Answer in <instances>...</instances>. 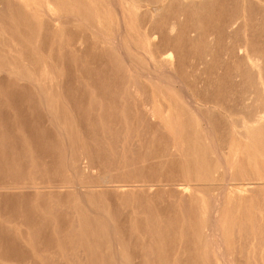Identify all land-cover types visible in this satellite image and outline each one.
<instances>
[{"label": "rangeland", "instance_id": "obj_1", "mask_svg": "<svg viewBox=\"0 0 264 264\" xmlns=\"http://www.w3.org/2000/svg\"><path fill=\"white\" fill-rule=\"evenodd\" d=\"M12 1L13 3L14 1L15 3L17 2L20 6L23 4L22 6H24L25 9L22 6L19 8H23L22 10L24 11L27 9V15H20V18L19 16L17 17L16 8L13 7L11 9L14 11L15 15L12 13L10 17L8 16L6 18L0 15V75H2L0 82H3L6 86L11 80L16 90L19 88L17 91L23 94L26 100H24L25 102L22 101L13 104L2 95L0 97V101H2L0 103V112L2 116H5V114L6 116L9 115V123H11L12 126L16 125L15 119L23 114H28L33 117H42L47 124H55V122H57L59 125H62V115L64 113L65 115L63 116H68L73 122L72 132L69 130L63 131L65 132L63 136H65L66 139H63V136L60 137V133H58L59 130H57L54 125H51L53 126V134L57 133L59 134V138H62L60 146L65 144L66 148H63L64 145L61 146L62 149L60 152L54 154L52 160L49 161H46L49 153H40L39 156L43 158V160H41L42 163L39 164L42 166L50 165V167L44 166L41 167V169L31 167L30 165L33 164L32 161H27V156L21 154L23 149L26 148L21 144H17L19 149H17L16 152L18 153H14V151H11V155L9 153V157L11 158L19 156L22 158V161L20 160L19 162L12 160L7 162V164L13 165H17L18 163L24 167L20 169V177L18 176L20 180H25L26 176L27 180L29 179L37 184L42 183V185L46 186L44 189H48L47 191H43L42 188H37L35 192L30 194L27 190L25 191L23 184L16 185L21 188V190L18 189V192L19 190L20 192L24 191L22 194L26 192L25 198L27 200L30 199L35 204L36 199V206L34 205L33 208L38 210L42 205H46L47 203L48 207L53 208L55 206L53 208L54 211L58 208L55 211L56 213H62L63 216L69 218L73 217L74 211L79 214L77 219L80 220L82 226H85L86 222L90 221L91 216H93L92 221L95 222L93 227L87 230H84L82 227V234L89 237L88 242L93 249L99 247L98 250H101L100 252L104 254L102 259L105 260L107 259L105 255L107 252L111 253L112 256L109 258L115 260L117 257L113 252L117 249L116 251L124 253L125 256L123 258L127 260L126 264H225V261L227 262L226 264H264V11L262 9L264 8V0H205V3L203 0H200V5L203 2L201 6H195L199 4L198 0H172V3L174 2L173 4H175L176 1L175 6H172L173 10L177 7L179 8L178 11L176 9V14L174 15L167 14L168 4L171 0H158L157 3L151 0H100L101 4L99 0ZM212 1L216 4H214V9L211 8L212 11L215 10L214 13L210 10V7L208 8V5L205 6L208 3H213ZM247 1H251V3L248 5L247 3L249 2ZM118 2H120V4H118ZM190 2L193 4L198 3L192 6L194 10H191ZM3 3H5V0H0V9L5 8L6 5ZM91 4L96 6L94 7ZM114 4H117L116 7ZM189 5L190 8H186ZM223 5H225V7H223ZM247 5L249 8H252L251 10L249 9L251 11L250 14L252 15V13H255L252 17L249 14ZM202 6L203 9L201 8ZM244 8L247 9V11H245ZM256 8H258V13L254 10ZM183 9H187L188 12L191 10L190 13L193 11L192 14L201 13L200 18L195 19L192 17L190 18L186 14H180L179 10L182 13L181 10ZM31 12H34L36 15L31 14ZM244 13L247 14L245 15ZM33 15L36 18H33ZM201 16L205 17L203 18ZM245 16L248 18L245 19ZM254 16L255 19H253ZM55 18L58 19L56 20ZM4 19L5 22L2 26V21ZM16 20L17 22L19 21L18 24H20V26L17 25ZM34 21H37L36 23L38 24H34ZM41 21L43 22L41 23ZM172 21L179 24L174 25ZM21 22L24 29L21 27ZM53 22H56V24ZM10 23L12 24L9 25ZM13 23H15L16 26H14ZM230 23L233 25V27L230 26L231 28L228 27ZM41 24H45L42 29ZM52 24L56 26L53 25V27ZM254 24L256 25V31H254ZM57 25L61 30L59 28L56 29ZM258 25H260L259 30ZM195 26L196 31L194 30ZM192 28L194 32L191 30ZM41 30H43V32ZM186 31L189 33L187 34ZM140 32L141 34H139ZM219 32L221 34L217 35ZM41 33L43 39L39 36ZM53 33L58 39L54 40V37L52 39ZM215 34L217 36H215ZM256 34L258 36H256ZM31 35L33 37H31ZM37 36L39 37L38 39ZM174 36L177 40L174 39ZM222 36L223 39L221 40ZM163 38H165L164 40L166 42L164 40L162 41ZM186 39L188 42L184 41ZM190 39H192V41ZM194 41L196 43H194ZM35 43H37V46ZM171 43H173L172 46L170 45ZM246 43H249L247 45L248 48L244 47ZM173 46L177 49L175 50ZM168 47H170V51ZM182 48L183 50H181ZM204 48L210 51L207 49V52L206 50L203 51ZM238 48L240 51L237 50ZM244 48L247 51H245ZM173 49L176 52H174ZM243 50L248 55L245 54ZM144 52H146L147 56ZM51 53L52 55H50ZM72 53L76 54V56L79 53L78 57L75 55L72 57L74 60L71 59V56H73ZM178 54H180L181 57L178 56ZM158 55H160V59ZM174 55H177V57L175 56L176 58H174ZM150 57H152V59ZM147 58L153 60V64ZM75 59L82 60L77 62ZM125 59L130 62V66L134 67L133 69H139L144 72H148L149 70L151 74L155 75L159 73L160 76L157 79L161 81L157 80V82H154L147 78H139L134 71H129L128 68L126 69L128 66L125 65L127 61ZM181 59L183 60L182 62L180 61ZM107 60L110 63L107 64V66L110 65L109 68L106 66ZM201 60L203 63H201ZM171 61H177V65L173 66L174 62L171 63ZM50 63L51 67L49 66ZM180 63L181 66L179 67ZM54 64L58 66L56 67ZM111 65H113V67ZM156 66L159 67V69ZM170 66L175 67V70L170 68ZM64 67H67L65 68L67 70L63 71ZM83 68L84 71L82 70ZM160 68L164 69L160 70ZM33 70L35 72H33ZM158 70L160 72L162 71L161 74ZM163 70L166 76L162 74ZM3 72H5V74ZM7 74L8 76H5ZM21 74L24 76L22 77ZM123 74H126V77H124L125 75ZM63 75L65 78L69 75V77H67L69 79L66 78L67 80H65V78L62 77ZM177 78L182 81H176ZM64 80L65 82H70L65 84ZM90 80H92L93 83ZM20 81L21 83H19ZM27 82L28 84L31 82L28 87H26ZM96 82L100 83L98 84ZM118 82L120 83L117 84ZM96 84H98V86H96ZM67 85L70 87L74 86V89L71 87L69 92L72 98L69 97V93V96L65 93V91H69L68 88V91L67 89L65 90V86L69 87ZM128 85L131 86L130 90ZM82 87H84V90ZM61 88L62 90H60ZM87 89H89V91ZM33 91L35 93H33ZM58 91L62 94H60L62 97H58ZM134 91L137 93L136 95ZM32 94L34 95L32 96ZM41 94L43 97L42 99ZM65 94L71 100L70 103L74 101V97L78 98V100L75 98L72 106H70ZM30 95L33 98L30 97ZM142 102H144L146 106H150L154 109V116L151 117L152 119L145 117L140 110L138 111L139 108L136 109L140 103L144 106ZM30 103L31 107L28 108ZM13 105L15 107H21L23 111L20 112L21 109H12ZM73 105H75L77 109L75 108L74 110ZM78 105H81L80 107L82 109ZM71 108L72 110H69ZM33 110L37 113H34ZM124 110H126L127 118ZM115 111L116 113H114ZM100 112L104 117L101 122L97 119L98 113ZM215 114L216 119H214ZM46 115L47 117L49 116L48 118L52 116L51 119H48ZM72 115H74V118L77 120H75ZM87 118H89L90 121L95 119L99 126L95 125V121L94 124H92L91 121L90 124L92 125H90ZM53 119L55 120L53 121ZM121 119L123 121H121ZM159 119L162 120V124L157 123V125H154V120ZM122 122H124V124ZM240 122H242V124ZM174 123L175 125H173ZM30 124L36 128L38 121L33 120ZM150 124L152 126L151 128ZM83 125L85 126L82 127ZM162 125H164V127ZM96 126L100 129H96ZM160 126L163 127L161 129L162 133L160 131ZM84 128L88 129L84 130ZM164 128L167 129L166 133H164ZM12 131L20 135L19 132L21 130L18 129V126H15V129L13 128ZM82 132H85L84 135ZM104 134L110 139H106L107 137ZM147 134H149V136ZM167 135H169V137ZM112 137H114L115 141L112 140ZM155 137L157 138L155 139ZM172 138L174 142H172L173 140L171 141ZM65 140L66 142L68 140L70 143H66ZM75 140L77 142L78 140L80 141L79 147L78 144H71V142ZM103 140L104 142H102ZM106 140H108L107 143H105ZM119 140L122 141L120 142ZM87 141H90V144H92V147L88 144L91 148L87 146ZM169 141L171 142L169 143ZM81 142L83 146H81ZM96 142L98 143L96 144ZM127 143L129 145H127ZM80 146L82 150H84L83 153L81 152ZM92 148H94L93 150H95V152ZM116 149L117 153L115 152ZM130 149H132L131 152ZM174 151H176V154ZM120 152L121 154L119 155ZM125 152L127 156L129 155L128 157L125 155ZM34 155H36V153H34ZM68 156L69 158H66ZM85 156L91 158V162L94 165L92 170L86 168L79 169L78 166L80 163H83L84 166L85 163L88 162L87 159H82ZM109 156L112 158H108ZM65 159L67 160L66 164H64ZM94 159L97 161L95 162ZM120 161H122V163ZM68 162L71 163V167L70 164L68 166ZM134 162L136 163L135 166H133ZM106 163L107 166H105ZM124 164L129 165V167H123ZM65 165H67L69 169ZM109 166L114 170L112 169L111 171V167ZM15 169L16 167L11 171L16 172ZM72 169L73 174L70 172ZM21 173H24V176H22ZM75 175L78 176L75 178ZM128 175H130V177ZM57 176L58 178L56 179ZM124 176L126 179H124ZM98 178L99 180H108L109 183L106 184L102 182V186L89 187V193L86 192V194H84L86 197L85 199L80 192V194H78L76 191H71L74 190V187L67 189V183H62L65 180H72L74 183L78 181L88 184L92 180H98ZM115 178L116 180H160L162 182H160L162 188L159 190L160 193L158 191V193L155 194L156 196L149 202L143 201V195L137 192V195L134 196L132 201L135 202V206H139L138 208L141 211L137 213L136 218H134L124 213L126 206L121 205L120 200H118L120 204H117L115 193L112 192L102 195L96 191L100 189L103 190L104 187L106 189H111L112 186L120 184V182L116 184L111 182V180ZM54 182L62 183L61 185L63 187L61 186L59 188L58 193L54 191V184H52ZM172 186L174 188H172ZM176 186L180 188V192L175 188ZM62 188L63 191L61 190ZM41 191H43L42 194L44 197ZM88 195H92L91 198ZM112 196L114 197L113 199ZM92 197L95 199H93V201H95L93 204ZM56 198L58 201H55ZM82 198L87 203H85ZM89 198L91 200H89ZM81 199L87 205L83 204V202L80 201ZM110 199L111 204L113 201V206H110ZM72 201L78 203L79 206L76 208L78 212L75 211L73 206L71 208ZM114 203H116V205H114ZM155 205L156 207H154ZM86 206L89 208L90 206L98 207V213L96 212V214H94L93 212L92 214ZM112 207L118 208L117 210L114 209L112 212ZM121 207H123V209ZM98 214H102V216L99 215L98 218H94ZM103 215L106 216V218ZM197 216L199 217L196 218ZM214 216L215 220L213 218ZM107 218L112 219V228L114 230H107L104 228L105 226L102 227L100 225V221H106ZM178 218L181 222L179 220L176 221ZM212 220H214L215 223ZM53 227L54 225H52L51 228ZM55 228L59 229V226H55ZM67 229L68 230L64 231L65 233L56 232L52 234L54 240H60L65 247L56 242V248L51 249L49 247L50 249H48L43 242L32 240L33 247L40 249L36 264H62V262H64V264H70V262L71 264H90L89 260L85 258L86 253L84 251V246L80 242H70V237L65 235L67 231H70L69 227ZM104 229H106L107 232ZM52 230L53 229H51V233ZM111 232L114 234L115 238ZM112 238H114V242H116L114 243V247L112 245ZM62 239L67 242L62 241ZM97 242H101L102 245H97ZM215 242H220V244H222H217L216 246ZM68 243L71 245V250L68 248ZM113 248L114 250L112 252ZM216 249L217 252L219 251L218 249H223L222 251L224 254L221 253L222 251L217 253ZM60 250L63 253L62 255L58 253ZM82 256L85 259H81ZM102 259L99 260L103 261ZM3 264L16 263L12 261H3ZM116 264L119 263L116 262Z\"/></svg>", "mask_w": 264, "mask_h": 264}, {"label": "bare ground", "instance_id": "obj_2", "mask_svg": "<svg viewBox=\"0 0 264 264\" xmlns=\"http://www.w3.org/2000/svg\"><path fill=\"white\" fill-rule=\"evenodd\" d=\"M12 0H5V3H3V4H5L6 6H5V8H2V9H0V15L1 16H4V18H6V17H10L11 15H12V13L15 15V13H14V11H12V7L13 8H16V16L18 17L19 16V18H20V15H27V12H26V10L24 11V10H22V9H20L19 7H21L23 4H21V6L20 5H18V3L16 2L15 3V1H14V3H13V1L11 2ZM93 1V0H92ZM102 1V0H101ZM100 0H99V3L101 2ZM152 2H155V3H157V1L158 0H151ZM190 1V0H189ZM195 1V0H194ZM199 1L200 0H198V3H199ZM204 1V3H205V0H203ZM218 1V0H217ZM235 1V0H234ZM237 1V0H236ZM243 1V0H242ZM253 1H255V0H253ZM260 1V0H259ZM95 2V1H94ZM213 2V1H212ZM247 2H249V3H247L248 5L251 3V1H247ZM98 3V2H97ZM96 3V4H97ZM169 3V2H168ZM174 3V2H173ZM172 3V0L170 1V3L168 4V10H167V14L168 15H174V14H176V9H177V11H178V7L175 9V10H173V8H172V6L174 7L175 6V4H176V1H175V4H173ZM192 2H190L189 4L191 5V10L193 9L192 8V6L193 5H195V4H198V3H192ZM203 3V2H202ZM202 3H201V5H202ZM217 3V2H216ZM219 3V2H218ZM229 3V2H228ZM232 3V2H231ZM234 3V2H233ZM20 4V3H19ZM101 4V3H100ZM118 4H120V2H118ZM215 2H213V3H208V4H206L205 6H207L208 5V8L210 7V10L212 11V9H214L215 8ZM245 4V3H244ZM256 4V3H255ZM260 4V3H259ZM258 4V5H259ZM91 5H93L94 6V4H91ZM99 5V4H98ZM104 5V4H103ZM117 5V4H116ZM116 5L114 4V6L116 7ZM188 5V4H187ZM190 5L189 6H187L186 8H190ZM200 5V3L198 4V5H195V6H201ZM219 5V4H218ZM220 5H221V3H220ZM243 5V4H242ZM248 5H247V7H248ZM96 6V5H95ZM94 6V7H95ZM260 6V5H259ZM22 7H24V6H22ZM99 7V6H98ZM183 7V6H182ZM181 7V8H182ZM219 7V6H218ZM218 7H217V9H218ZM223 7H225V5H223ZM238 7V6H237ZM246 7V6H245ZM255 7H257V6H255ZM81 8V7H80ZM101 8V7H100ZM99 8V9H100ZM172 8V9H171ZM196 8V7H195ZM198 8V7H197ZM202 9H203V6L201 7ZM212 8V9H211ZM24 9H25V7H24ZM95 9V8H94ZM164 9V8H163ZM248 10L250 9H252V8H247ZM247 9H245L244 8V10L245 11H247ZM257 9L258 8H256V9H254L256 12H257ZM263 9V11H264V8H262ZM262 9H261V11H262ZM173 10V11H172ZM191 10H190V12H191ZM194 10V9H193ZM205 10V9H204ZM238 10V9H237ZM249 10V14L251 13V11ZM260 10V9H259ZM182 11V13L180 12V10H179V13L180 14H186V15H188L190 18L192 17V18H200V14L201 13H196V14H192L193 13V11H192V13H190V12H188V10L186 9V10H181ZM199 11V10H198ZM215 11V10H214ZM214 11H212L213 13H214ZM261 11H260V13H261ZM98 12V11H97ZM141 12V11H140ZM160 12V11H159ZM196 12H197V10H196ZM201 12H204V11H201ZM210 12V11H209ZM254 12V11H253ZM95 13H96V11H95ZM178 13V14H179ZM204 13H206V12H204ZM258 13V12H257ZM8 14H10V15H8ZM29 14H30V11H29ZM31 14H34V15H36L34 12H31ZM163 14V13H162ZM165 14V13H164ZM203 14V13H202ZM245 15L247 14V13H244ZM255 13H252V15H251V17L254 15ZM33 15V18L35 17ZM91 15V14H90ZM205 15V14H204ZM206 15H208V14H206ZM239 15V14H238ZM30 16H32V15H30ZM126 16V15H125ZM156 16V15H155ZM167 16V15H166ZM215 16V15H214ZM23 17V16H22ZM179 17V16H178ZM201 17H203V16H201ZM205 17V16H204ZM203 17V18H204ZM31 18V17H30ZM29 18V19H30ZM36 18V17H35ZM168 18V17H167ZM209 19H210V17H208ZM208 18H207V20H208ZM212 18V17H211ZM246 18H248V17H246L245 16V19ZM27 19H28V16H27ZM32 19V18H31ZM50 19V18H49ZM56 20L58 19V18H55ZM60 19V18H59ZM62 19V18H61ZM69 19V18H68ZM73 19V18H72ZM75 19V18H74ZM177 19V18H176ZM215 19V18H214ZM253 19H255V16H254V18ZM1 20H2V18H1ZM33 20H35V19H33ZM148 20V19H147ZM178 20V19H177ZM210 20H212V19H210ZM219 20V19H218ZM53 21V20H52ZM70 21V20H69ZM175 21V20H174ZM174 21H172L173 23H174ZM233 21V20H232ZM3 22V24H2V26L4 25V22H5V19L2 21ZM16 22H17V20H16ZM19 22V21H18ZM18 22H17V25H19L20 26V24H18ZM37 21H34L33 23L35 24ZM39 22V21H38ZM43 21H41V23H42ZM176 22V21H175ZM178 22H179V20H178ZM181 22V21H180ZM210 22V21H209ZM7 23H8V20H7ZM40 23V22H39ZM53 23H55L56 24V22H53ZM58 23V22H57ZM167 23V22H166ZM234 23V22H233ZM260 23V22H259ZM258 23V24H259ZM12 23H10L9 25H11ZM14 24V26H16L15 25V23H13ZM36 24H38V23H36ZM46 24V23H45ZM44 24V25H45ZM172 24V23H171ZM175 24H177V23H174V25ZM179 24V23H178ZM177 24V25H178ZM181 24V23H180ZM44 25H42L41 24V29H42V27L44 26ZM54 24H52V26H53ZM173 25V24H172ZM207 25V24H206ZM223 25V24H222ZM252 25V24H251ZM255 25V24H254ZM261 25V24H260ZM260 25H258L257 27H258V30H259V28H260ZM6 26H7V24H6ZM24 26V25H23ZM54 26H56V25H54ZM53 26V27H54ZM163 26H165V25H163ZM180 26V25H179ZM198 26V25H197ZM230 26H232L233 27V25L230 23V25L228 26L229 28H231ZM21 27H22V22H21ZM183 27V26H182ZM207 27V26H206ZM235 27V26H234ZM17 28V27H16ZM20 28V27H19ZM23 28V27H22ZM21 28V29H22ZM32 28V27H31ZM49 28V27H48ZM59 28V26L57 25V28L56 29H58ZM199 28V27H198ZM244 28V27H243ZM24 29V28H23ZM44 29V28H43ZM47 29V28H46ZM60 29V28H59ZM38 30H39V28H38ZM37 30V31H38ZM61 30V29H60ZM60 30H59V32H60ZM191 30H193V28L191 29ZM195 31H196V26H195V29H194ZM194 30H193V32H194ZM252 30V29H251ZM250 30V31H251ZM257 30V31H258ZM4 31H6V30H4ZM18 31V30H17ZM26 31V30H25ZM42 32H43V30H41ZM53 31H54V28H53ZM164 31V30H163ZM166 31V30H165ZM184 31H185V29H184ZM253 31V30H252ZM254 31H256V25H255V30ZM29 32V31H28ZM44 32H45V29H44ZM59 32H58V34H59ZM96 32H98V31H96ZM190 32H192V31H190ZM210 32V31H209ZM213 32H215V31H213ZM186 33H187V31H186ZM189 33V32H188ZM187 33V34H188ZM211 33H212V31H211ZM221 33H222V31H221ZM220 32L217 34V35H219V34H221ZM254 33V32H253ZM139 34H141V32L139 33ZM149 34V33H148ZM162 34V33H161ZM197 34V33H196ZM201 34V33H200ZM214 34V33H213ZM14 35V34H13ZM16 35V34H15ZM41 35H42V33L41 34H39V36L41 37ZM55 34L53 33V35H52V39H53V37H54V40H56V39H58V38H56L55 36H54ZM216 34H215V36H217ZM224 35V34H223ZM253 35V34H252ZM254 35H255V33H254ZM17 36V35H16ZM59 36V35H58ZM138 36V35H137ZM146 36V35H145ZM180 36V35H179ZM212 36V35H211ZM221 36V35H220ZM239 36V35H238ZM256 36H258L257 34H256ZM255 36V37H256ZM31 37H33L32 35H31ZM74 37V36H73ZM170 37V36H169ZM172 37V36H171ZM189 37V36H188ZM191 37V36H190ZM226 37H228V36H226ZM15 38V37H14ZM39 37L37 36V39H38ZM50 38V37H49ZM60 38V37H59ZM67 38V37H66ZM87 38V37H86ZM119 38V37H118ZM144 38V37H143ZM143 38H142V40H143ZM145 38H147V37H145ZM187 38V37H186ZM197 38V37H196ZM217 38V37H216ZM220 38V37H219ZM218 38V39H219ZM230 38V37H229ZM229 38H228V41H229ZM253 38H254V36H253ZM261 38V37H260ZM41 39H43V36L41 37ZM51 39V40H52ZM64 39V38H63ZM140 39V38H139ZM165 38H163L162 39V41L164 40ZM170 39V38H169ZM174 39H176L175 38V36H174ZM182 39V38H181ZM193 39V38H192ZM192 39H190L191 41H192ZM223 39V36H222V38H221V40ZM231 39V38H230ZM255 40H256V38H254ZM18 40H19V38H18ZM23 40V39H22ZM46 40V39H45ZM121 40V39H120ZM167 40V39H166ZM171 40H172V38H171ZM177 40V39H176ZM196 40V39H195ZM215 40V39H214ZM20 41V40H19ZM37 41V40H36ZM114 41V40H113ZM165 41V40H164ZM175 41V40H174ZM183 41V40H182ZM181 41V42H182ZM184 41H187V39L186 40H184ZM197 41V40H196ZM264 41V40H263ZM25 42H26V40H25ZM41 42V41H40ZM72 42V41H71ZM116 42H117V40H116ZM166 42V41H165ZM171 42V41H170ZM173 42V41H172ZM188 42V41H187ZM219 42V41H218ZM251 42V41H250ZM249 42V43H250ZM252 42H253V40H252ZM38 43V42H37ZM37 43H35L36 44V46H37ZM43 43V42H42ZM176 43V42H175ZM180 43V42H179ZM178 43V44H179ZM194 43H196L195 41H194ZM203 43V42H202ZM228 43V42H227ZM248 43V44H249ZM56 44V43H55ZM54 44V45H55ZM73 44V43H72ZM119 44V43H118ZM172 44L173 43H171L170 45L172 46ZM177 44V45H178ZM184 44V43H183ZM190 44V43H189ZM204 44V43H203ZM210 44V43H209ZM247 43L245 44V46L244 45H242V46H244V47H247V45H248ZM252 44V43H251ZM65 45H67V44H65ZM180 45V44H179ZM178 45V46H179ZM193 45V44H192ZM212 45V44H211ZM211 45H209V46H211ZM241 45V44H240ZM258 45V44H257ZM40 46V45H39ZM63 46V45H62ZM118 46V45H117ZM121 46V45H120ZM160 46V45H159ZM175 46V45H174ZM173 46V47H174ZM188 46V45H187ZM190 46H191V44H190ZM208 46V47H209ZM214 46V45H213ZM42 47V46H41ZM45 47V46H44ZM51 47H52V45H51ZM55 47V46H54ZM53 47V48H54ZM86 47V46H85ZM177 47V46H176ZM184 47V46H183ZM193 47H195V46H193ZM202 47V46H201ZM200 47V48H201ZM40 48V47H39ZM48 48H49V46H48ZM77 48V47H76ZM153 48V47H152ZM170 47H168V50L170 51L171 49H169ZM175 48V47H174ZM242 48V47H241ZM248 48V47H247ZM37 49H38V47H37ZM52 49V48H51ZM55 49V48H54ZM53 49V50H54ZM56 49H57V47H56ZM69 49V48H68ZM144 49V48H143ZM154 49V48H153ZM177 48H175V50H176ZM195 49V48H194ZM207 49V48H206ZM205 48H204V50L203 51H205L206 50ZM243 49V48H242ZM251 49V48H250ZM264 49V48H263ZM41 50H42V48H41ZM46 50V49H45ZM88 50V49H87ZM119 50V49H118ZM122 50V49H121ZM155 50V49H154ZM167 50V51H168ZM174 50V49H173ZM174 50V52H176ZM178 50H179V47H178ZM181 50H183V48L181 49ZM207 50H209V49H207ZM207 50H206V52H207ZM237 50H239L240 51V49L238 48ZM244 50L245 51H247L245 48H244ZM243 50V51H244ZM79 51V50H78ZM146 51V50H145ZM166 51V52H167ZM210 51V50H209ZM244 51V52H245ZM50 52H51V50H50ZM70 52V51H69ZM68 52V53H69ZM80 52V51H79ZM90 52V51H89ZM121 52H123V51H121ZM183 52V51H182ZM197 52V51H196ZM41 53H42V51H41ZM44 53V52H43ZM83 53V52H82ZM123 53H125V52H123ZM173 53V52H172ZM185 53V52H184ZM71 54V53H70ZM79 54V53H78ZM78 54H77V56H76V54H73L72 53V55L73 56H71V59H72V57H74V55L76 56V57H78ZM81 54V53H80ZM144 54H146V52H144ZM159 54V53H158ZM197 54H198V52H197ZM226 54H227V51H226ZM238 54H239V52H238ZM242 54V53H241ZM240 54V55H241ZM245 54H247L246 52H245ZM245 54H242V55H245ZM50 55H52V53L50 54ZM61 55V54H60ZM91 55V54H90ZM182 55V54H181ZM193 55V54H192ZM203 55V54H202ZM207 55V54H206ZM210 55V54H209ZM241 55V56H242ZM248 55V54H247ZM87 56V55H86ZM110 56V55H109ZM123 56H124V54H123ZM146 56H147V54H146ZM177 57V55H174V58H176ZM178 56H180V54H178ZM204 56V55H203ZM36 57V56H35ZM68 57V56H67ZM70 57V56H69ZM75 57V58H76ZM158 57H159V59H160V55H158ZM181 57V56H180ZM179 57V58H180ZM193 57V56H192ZM198 57V56H197ZM38 58V57H37ZM56 58H59V57H56ZM80 58V57H79ZM151 59H152V57H150ZM195 58H196V56H195ZM206 58V57H205ZM44 59V58H43ZM78 59V58H77ZM77 59H75V61L77 60ZM103 59H104V56H103ZM147 59H149V58H147ZM200 59H201V57H200ZM42 60V59H41ZM60 60V59H59ZM72 60H74V59H72ZM80 60V59H79ZM79 60H77V62L79 61ZM82 60V59H81ZM80 60V61H81ZM86 60H88V59H86ZM125 60H127V59H125ZM124 60V61H125ZM172 60H173V58H172ZM176 60V59H175ZM179 60V59H178ZM89 61V60H88ZM104 61V60H103ZM149 61L150 62H152L153 60H150L149 59ZM159 61V60H158ZM157 61V62H158ZM181 62L183 61L182 59L180 60ZM186 61V60H185ZM205 61V60H204ZM45 62V61H44ZM86 62V61H85ZM107 62H108V60H107ZM106 62V66H107V64H110L109 62L107 63ZM157 62H156V65H157ZM160 62H161V60H160ZM164 62V61H163ZM169 62V61H168ZM172 62H174V61H171V63ZM177 62V61H176ZM176 62H174L173 64V66H175V65H177V63ZM189 62H190V60H189ZM206 62V61H205ZM33 63V62H32ZM70 63V62H69ZM76 63V62H75ZM166 63V62H165ZM185 63V62H184ZM183 63V64H184ZM201 63H203L202 62V60H201ZM207 63V62H206ZM255 63H256V61H255ZM254 63V64H255ZM41 64V63H40ZM60 64V63H59ZM78 64V63H77ZM111 64H112V62H111ZM132 64V63H131ZM152 64H153V62H152ZM160 64V63H159ZM167 64V63H166ZM194 64V63H193ZM205 64V63H204ZM34 65V64H33ZM62 65V64H61ZM90 65H91V63H90ZM125 65H127L128 67H126V66H124V67H126V69L128 68V70L129 71H134L138 76H139V78H147V79H150V81L152 80V81H154V82H157V80H160V79H157V78H159V73H158V75H155V74H151L150 72H149V70H148V72H144V71H141V70H139V69H133L134 67H132V66H130V62L127 60L126 61V64ZM133 65V64H132ZM168 65H169V63H168ZM253 65V64H252ZM50 67H51V63H50V65H49ZM54 66H56L55 64H54ZM58 66V65H57ZM56 66V67H57ZM60 66V65H59ZM86 66V65H85ZM110 66V65H109ZM109 66H107V68H109ZM112 67H113V65H111ZM116 66V65H115ZM181 66V63H180V65H179V67ZM199 66V65H198ZM39 67V66H38ZM82 67V66H81ZM154 67V66H153ZM157 67V66H156ZM166 67H167V65H166ZM205 67V66H204ZM63 68V67H62ZM65 68H67V67H64V69H63V71L64 70H67V69H65ZM70 68V67H69ZM158 69H159V67H157ZM170 68H173L174 70H175V67H171L170 66ZM183 68V67H182ZM125 69V70H126ZM141 69V68H140ZM161 69H164V68H160V70ZM201 69V68H200ZM12 70V69H11ZM28 70V69H27ZM56 70V69H55ZM60 70H61V68H60ZM76 70H78V69H76ZM83 71H84V68L82 69ZM115 70V69H114ZM121 70V69H120ZM127 70V71H128ZM18 71V70H17ZM43 71V70H42ZM54 71V70H53ZM80 71V70H79ZM128 71V72H129ZM156 71H157V69H156ZM173 71V70H172ZM171 71V72H172ZM33 72H35L34 70H33ZM127 72V73H128ZM158 72H160L159 70H158ZM162 72V71H161ZM161 72H160V74H161ZM174 72V71H173ZM2 73V72H1ZM4 74H5V72H3ZM12 73V72H11ZM11 73H10V75H11ZM15 73V72H14ZM18 73V72H17ZM59 73H60V71H59ZM16 74V73H15ZM61 74H63V73H61ZM65 74V73H64ZM71 74V73H70ZM82 74V73H81ZM94 74V73H93ZM106 74V73H105ZM162 74H165V71L163 70V73ZM172 74H174V73H172ZM10 75H9V77H10ZM13 75V74H12ZM19 75V74H18ZM17 75V76H18ZM57 75V74H56ZM77 75V74H76ZM83 75V74H82ZM114 75V74H113ZM112 75V76H113ZM121 75V74H120ZM123 75H125L124 77H126V74H123ZM132 75V74H131ZM135 75V74H134ZM255 75V74H254ZM5 76H8V74L7 75H5ZM14 76V75H13ZM12 76V77H13ZM21 76L23 77L24 75L23 74H21ZM60 76V75H59ZM119 76V75H118ZM130 76V75H129ZM164 76H166V74L164 75ZM168 76V75H167ZM175 76V75H174ZM1 77H2V75H0V80H1ZM8 77V78H9ZM11 77V78H12ZM19 77V76H18ZM27 77V76H26ZM51 77V76H50ZM62 77H64V75L62 76ZM67 77H69V75L67 76ZM66 77V78H67ZM120 77V76H119ZM123 77V76H122ZM169 77V76H168ZM65 78V77H64ZM63 78V79H64ZM65 78V80H67V79H69V78H67L66 79ZM70 78H71V75H70ZM76 78H78V77H76ZM99 78V77H98ZM104 78V77H103ZM102 78V79H103ZM14 79H15V77H14ZM18 79V78H17ZM19 79H20V77H19ZM60 79V78H59ZM91 79H93V78H91ZM131 79V78H130ZM167 79V78H166ZM172 79V78H171ZM10 80V79H9ZM21 80V79H20ZM55 80H57V79H55ZM65 80H64V83L66 84L67 82H65ZM80 80V79H79ZM105 80H107V79H105ZM104 80V81H105ZM116 80V79H115ZM126 80H127V78H126ZM165 80V79H164ZM175 80V79H174ZM180 79L179 78H177V80L176 81H179ZM15 81H16V79H15ZM23 81V80H22ZM53 81V80H52ZM58 81H60V80H58ZM76 81H78V80H76ZM91 82H92V80H90ZM99 81V80H98ZM119 81H121V80H119ZM132 81V80H131ZM130 81V82H131ZM133 81H135V80H133ZM161 81V80H160ZM169 81V80H168ZM173 81V80H172ZM180 81H182V80H180ZM54 82V81H53ZM70 82V81H69ZM68 82V83H69ZM90 82V83H91ZM108 82V81H107ZM123 82H124V80H123ZM125 82H127V81H125ZM137 82V81H136ZM16 83H17V81H16ZM19 83H21V81L19 82ZM23 83H24V81H23ZM31 83V82H30ZM29 83V84H30ZM63 83V84H64ZM67 83V84H68ZM73 83V82H72ZM80 83V82H79ZM89 83V82H88ZM93 83V82H92ZM96 83H98V82H96ZM100 83V82H99ZM98 83V84H99ZM120 82H118L117 84H119ZM133 83V82H132ZM132 83H131V86H132ZM183 83V82H182ZM257 83V82H256ZM28 82H27V86H26V84H25V86L26 87H28ZM33 84V83H32ZM74 84H76V83H74ZM84 84V83H83ZM82 84V85H83ZM95 84V83H94ZM98 84H96V86H98ZM104 84V83H103ZM123 84V83H122ZM138 84V83H137ZM58 85V84H57ZM73 85V84H72ZM107 85V84H106ZM21 86V85H20ZM35 86V85H34ZM58 86H61V85H58ZM67 86H69V85H67ZM77 86L79 87V85L77 84ZM129 86V85H128ZM131 86H129V90H130V88H131ZM134 86V85H133ZM135 86H136V84H135ZM22 87V86H21ZM37 87V86H36ZM57 87V86H56ZM63 87V86H62ZM70 87V86H69ZM69 87H66L65 86V90L68 88L69 89V91H68V89H67V91L68 92H66L65 91V93L68 95V93L70 92V89H71V87L69 88ZM74 87V86H73ZM72 87V89H74ZM107 87V86H106ZM112 87H113V85H112ZM32 88V87H31ZM64 88V87H63ZM81 88V87H80ZM100 88V87H99ZM122 88V87H121ZM140 88V87H139ZM159 88V87H158ZM19 89V88H18ZM17 89V90H18ZM21 89H23V88H21ZM27 89V88H26ZM29 89H30V87H29ZM50 89H51V87H50ZM49 89V90H50ZM82 89L84 90V87H82ZM82 89H81V91H82ZM123 89V88H122ZM209 89V88H208ZM16 90V87H14L13 86V84H12V81L10 80V82H9V84L8 85H4L3 84V82H0V97L2 96V95H4L8 100H10V103H13V104H15V103H17V102H22V101H24V100H26V97L23 95V94H20L18 91ZM54 90V89H53ZM60 90H62V88L60 89ZM76 90H78V89H76ZM88 91H89V89H87ZM108 90V89H107ZM134 90V89H133ZM35 91V90H34ZM33 91V93H35ZM39 90L37 89V92H38ZM47 91H48V89H47ZM57 91V90H56ZM109 91H110V89H109ZM137 91V90H136ZM207 91V90H206ZM31 92H32V90H31ZM78 92V91H77ZM85 92V91H84ZM131 92H132V90H131ZM166 92V91H165ZM25 93V92H24ZM39 93V92H38ZM56 93V92H55ZM97 93V92H96ZM54 94V93H53ZM59 94V95H58ZM60 94L61 93H59V91L57 92V95H58V97L60 96ZM65 94V95H66ZM70 94V93H69ZM126 94V93H125ZM134 94L136 95L137 93H135V91H134ZM186 94V93H185ZM209 94V93H208ZM211 94V93H210ZM34 94H32V96H33ZM51 95V94H50ZM62 95V94H61ZM66 95V96H67ZM27 96V95H26ZM31 95H30V97H32ZM66 96H65V98H66ZM69 96V95H68ZM68 96H67V101H69V103L71 102V100L68 98ZM74 96V95H73ZM77 96V95H76ZM85 96H87V95H85ZM125 96H127V95H125ZM28 97H29V95H28ZM60 97H62V96H60ZM69 97H71V94H70V96ZM145 97V96H144ZM189 97V96H188ZM33 98V97H32ZM31 98V99H32ZM35 98V97H34ZM43 97H42V94H41V99H42ZM63 98H64V95H63ZM72 98V97H71ZM75 98L76 97H74V101H75ZM84 98V97H83ZM119 98V97H118ZM127 98V97H126ZM129 98V97H128ZM28 99V98H27ZM115 99H116V97H115ZM170 99V98H169ZM35 100V99H34ZM61 100H62V98H61ZM76 100H78V98H76ZM82 100V99H81ZM81 100H79V101H81ZM84 100V99H83ZM30 101V100H29ZM43 101V100H42ZM73 101V102H74ZM78 101V102H79ZM133 101V100H132ZM142 101V100H141ZM192 101V100H191ZM2 101H0V103H1ZM25 102V101H24ZM36 102V101H35ZM37 102H38V100H37ZM63 102V101H62ZM72 102V103H73ZM120 102V101H119ZM138 102V101H137ZM190 102V101H189ZM72 103H70V106H72ZM80 103V102H79ZM33 104V103H32ZM66 104V103H65ZM133 104V103H132ZM142 104H144V106L143 105H141V103H140V105L138 104V107H136V109H138V111L140 110L141 112H142V114L143 115H145V117H147L148 119H152L151 117H153L154 116V109H152L150 106H146L145 105V103L144 102H142ZM187 104V103H186ZM207 104V103H206ZM6 105V104H5ZM19 105V104H18ZM42 105L44 106V104H43V102H42ZM67 105H68V103H67ZM92 105V104H91ZM29 107L28 108H30L31 107V103L28 105ZM69 106V105H68ZM67 106V107H68ZM74 107H73V109L75 110V105H73ZM79 106V105H78ZM81 106V105H80ZM79 106V107H80ZM117 106H119V105H117ZM190 106V105H189ZM192 106V105H191ZM27 107V106H26ZM79 107H78V109H79ZM83 107V106H82ZM111 107V106H110ZM127 107V106H126ZM129 107V106H128ZM150 107V108H149ZM233 107V106H232ZM238 107V106H237ZM245 107V106H244ZM3 108V107H2ZM25 108V107H24ZM33 108V107H32ZM44 108H45V106H44ZM81 108V107H80ZM92 108H93V106H92ZM181 108V107H180ZM207 108V107H206ZM12 109H21L20 110V112H22L23 110H22V108L21 107H15L14 105L12 106ZM36 109V108H35ZM40 109H41V107H40ZM77 109V108H76ZM82 109V108H81ZM125 109V108H124ZM3 110V109H2ZM69 110H72V108L71 109H69ZM127 110V109H126ZM126 110H124L125 112V114H126V118H127V113H126ZM133 110V109H132ZM207 110V109H206ZM212 110H213V107H212ZM245 110V109H244ZM0 111H1V109H0ZM42 111V110H41ZM64 111V110H63ZM111 111V110H110ZM128 111V110H127ZM197 111V110H196ZM214 111V110H213ZM33 112H34V110H33ZM61 112H62V109H61ZM70 112H72V111H70ZM74 112V111H73ZM239 112V111H238ZM34 113H37V112H34ZM39 113V112H38ZM43 113V112H42ZM113 113V112H112ZM114 113H116V111L114 112ZM244 113V112H243ZM254 113V112H253ZM0 114H1V112H0ZM44 114V113H43ZM46 114V113H45ZM57 114V113H56ZM67 114V113H66ZM72 114V113H71ZM70 114V115H71ZM99 115H98V121L99 122H101L102 120H103V114L100 112V113H98ZM130 114V113H129ZM138 114H139V112H138ZM199 114V113H198ZM214 114V113H213ZM63 115H65L64 113H63ZM62 115V117H63V124L62 125H59V123H57V122H55V124H47V123H45V120L42 118V117H33V116H31V115H26V114H23V115H21V116H19L18 118H16L15 119V124L16 125H14V126H12V124L11 123H9V115H7L6 116V114H5V116L3 115L2 116V114L0 115V264H3V261H12V262H15L16 264H26V263H28V264H36V262H37V256L39 255V251H40V249H37V248H35V247H33V244H32V240H36V241H41V242H43L44 244H45V246H46V248H48V249H52V248H56V246H55V244H56V242H58V243H60L62 246H64L65 247V245L63 244V243H61V241L60 240H54V238L52 237V234H55L56 232H58V233H62V232H64L65 230H68L67 228L69 227V232L67 231V234H65V235H67V237H70V239H69V241L70 242H76V243H81L83 246H84V251H85V253H86V256H85V258H86V260H89V262H90V264H116V262H118L119 264H126V261L127 260H125L123 257L125 256L124 255V253H122V252H118V251H114L113 252V250H114V248L112 249V252L114 253V255H116V257L118 258H115V260H113L112 258H109V257H112L111 256V253H109V252H107V253H105V255H106V257H107V259L105 260V259H102V257L104 256V254H102L99 250H98V248L99 247H96V249H93V247L92 246H90V243L88 242L89 241V237H86L84 234H82V232H83V228H84V230H87V229H89V228H92L93 227V225H94V221H92V217L93 216H91V220L90 221H87L86 222V224H85V226H82V224H81V222H80V220H78L77 219V217H79V214L78 213H76V212H74L73 211V217H71V218H69V217H66V216H63L62 215V213L61 214H58V213H56L55 211L58 209H56L55 211H54V207L52 208V207H48V205H47V203H46V205H42V207L40 208V209H34L33 208V206L35 205L36 206V199H35V204L30 200V199H26L25 197V194H26V192H25V194H22L23 192H20V190H21V188H19L18 186H16L17 184H23V188L25 189V191L27 190V192L28 193H30V194H32L33 192H35L36 191V189L37 188H42L43 189V191L44 190H46V189H44L46 186L45 185H42V183L41 184H37L36 182L34 183L33 181H31V180H27V178H26V176H25V180H20V169H22V168H24V167H22V165L21 164H18L17 163V165H13V164H7V162H9V161H17V162H19L22 158L19 156V157H16V158H11V157H9V153H10V155H11V151H14V153H18V152H16V150L17 149H19L18 147V145L17 144H21V145H23L24 147H26V148H24L23 149V151H22V153L21 154H25V156H27L26 158H27V161L28 160H31L32 161V163L34 164H32V165H30L31 167H33V168H37V169H41V167H50V165H44V166H42L41 164H39V163H42V161L41 160H43V158H40V153H44V152H46L47 154L49 153V155L47 156V159H46V161H49V160H52V158L54 157L53 155L54 154H56V153H58V152H60V150L62 149V147L61 146H63L64 145V149L66 148L65 147V144H62L61 146H60V144H61V142H62V138L60 139L59 138V134H57V133H55V134H53L54 132H53V130H52V127L53 126H51V125H54L56 128H57V130H59V132L58 133H60V137L61 136H63V134L65 133V132H63V131H66V130H69L70 132H72V128H73V122H72V120L68 117V116H63ZM67 115H69V114H67ZM133 115H135V114H133ZM200 115V114H199ZM218 115V114H217ZM57 116H58V114H57ZM73 116V118H74V115H72ZM110 116V115H109ZM129 116V115H128ZM131 116V115H130ZM140 116H142V115H140ZM201 116V115H200ZM216 116V114L214 115V117ZM46 117H47V115H46ZM49 117V116H48ZM47 117V118H48ZM52 117V116H51ZM51 117L50 118H48V119H51ZM139 117V116H138ZM202 117V116H201ZM213 117V116H212ZM218 117V116H217ZM56 118V117H55ZM134 118V117H133ZM189 118V117H188ZM75 120H77L76 118H74ZM80 119H81V117H80ZM83 119V118H82ZM129 119V118H128ZM128 119H127V121H128ZM141 119V118H140ZM202 119H203V117H202ZM214 119H216V117L214 118ZM33 120H37L38 121V124H36L37 126H36V128L35 127H33L31 124H30V122L31 121H33ZM55 119H53V121H54ZM87 120L89 121V124H90V122L92 121V124H94V121H95V119H92L91 121H90V119L89 118H87ZM52 121V122H53ZM79 121V120H78ZM121 121H123L122 119H121ZM241 121V120H240ZM14 123V122H13ZM51 123V122H50ZM123 124H124V122H122ZM157 123H161L162 124V120L161 119H159V120H154V125H157ZM173 123V122H172ZM220 123H222V122H220ZM241 124H242V122H240ZM35 124V123H34ZM92 124H90V125H92ZM127 124H128V122H127ZM140 124V123H139ZM147 124V123H146ZM160 124V125H161ZM182 124V123H181ZM207 124V123H206ZM214 124H216V123H214ZM81 125V124H80ZM95 125H98L97 123H96V121H95ZM153 125V124H152ZM154 125H153V127H154ZM173 125H175V123L173 124ZM213 125V124H212ZM15 126H18V129H20L21 131L19 132L20 133V135H17V133L15 134L12 130H13V128L15 129ZM35 126V125H34ZM77 126V125H76ZM85 125H83L82 127H84ZM99 126V125H98ZM114 126V125H113ZM118 126V125H117ZM124 126V125H123ZM129 126H130V124H129ZM138 126V125H137ZM148 126V125H147ZM163 127H164V125H162ZM90 127V126H89ZM93 127H94V125H93ZM111 127V126H110ZM125 127V126H124ZM139 127V126H138ZM152 126H151V124H150V128H151ZM161 127V126H160ZM163 127H161L160 128V131H161V129L163 128ZM55 128V129H56ZM98 127L96 126V129H97ZM127 128H128V126H127ZM131 128V127H130ZM207 128H208V126H207ZM86 128H84V130H85ZM88 129V128H87ZM86 129V130H87ZM93 129V128H92ZM95 129V128H94ZM98 129H100V128H98ZM116 129H117V127H116ZM157 130H159L158 128H156ZM165 129V128H164ZM175 129H176V127H175ZM212 129V128H211ZM81 130V129H80ZM147 130V129H146ZM166 130L167 129H165V132L164 133H166ZM61 131V132H60ZM103 131H104V129H103ZM122 131H123V129H122ZM131 131V130H130ZM140 131V130H139ZM144 131V130H143ZM148 131V130H147ZM176 131V130H175ZM17 132V131H16ZM75 132V131H74ZM68 133V132H67ZM80 133V132H79ZM85 133V132H84ZM84 133L82 132V134L84 135ZM121 133V132H120ZM140 133H141V131H140ZM144 133H145V131H144ZM148 133H149V131H148ZM161 133H162V131H161ZM163 133V134H164ZM233 133V132H232ZM169 134V133H168ZM81 135V134H80ZM79 135V136H80ZM105 135V134H104ZM110 135V134H109ZM108 135V136H109ZM148 136H149V134H147ZM166 135V134H165ZM86 136V135H85ZM106 136V135H105ZM119 136V135H118ZM168 137H169V135H167ZM166 136V137H167ZM84 137V136H83ZM87 137H88V134H87ZM86 137V138H87ZM97 137H98V135H97ZM96 137V138H97ZM107 137V136H106ZM165 137V136H164ZM25 138H27V139H25ZM65 138V136H63V139ZM95 138V139H96ZM113 139L112 140H114V137H112ZM119 138H120V136H119ZM127 138V137H126ZM151 138V137H150ZM157 137H155V139H156ZM22 139H25V140H22ZM66 139V138H65ZM99 139V138H98ZM97 139V140H98ZM106 139H110V138H106ZM122 139V138H121ZM79 140H80V138H79ZM78 140V142L75 140L74 142L72 141L71 142V144H78V147H79V145H80V141ZM108 140H106L105 141V143H107V141ZM133 140V139H132ZM147 140V139H146ZM165 140H167L166 138H165ZM173 140V138L171 139V141ZM85 141V140H84ZM115 141V140H114ZM120 141V140H119ZM122 141V140H121ZM120 141V142H121ZM150 141V140H149ZM171 141H169V143L171 142ZM176 141V140H175ZM228 141V140H227ZM65 142H66V140H65ZM64 142V143H65ZM102 142H104V140L102 141ZM111 142V141H110ZM119 142V143H120ZM124 142V141H123ZM167 142H168V140H167ZM172 142H174V140L172 141ZM66 143H70V142H68V140H67V142ZM98 142H96V144H97ZM227 143V142H226ZM86 144H87V146H89L88 144H90V141H87L86 142ZM86 144H85V147H86ZM132 144V143H131ZM172 144H174V143H172ZM67 145V144H66ZM91 145V147H92V144H90ZM103 145V144H102ZM120 145V144H119ZM118 145V146H119ZM127 145H129L128 143H127ZM249 145V144H248ZM81 146H83L82 145V142H81ZM81 146H80V148H81ZM125 146V145H124ZM134 146H135V143H134ZM61 147V148H60ZM67 147H68V145H67ZM90 147V146H89ZM90 147V148H91ZM103 147V146H102ZM107 147V146H106ZM126 147V146H125ZM88 148V147H87ZM98 148V147H97ZM101 148V147H100ZM105 148V147H104ZM171 148V147H170ZM226 148V147H225ZM64 149H63V151H64ZM68 149V148H67ZM94 148H92V150H93ZM135 149L137 150V148L135 147ZM81 150H82V148H81ZM129 150V149H128ZM131 150L132 149H130V152H131ZM68 151V150H67ZM66 151V152H67ZM79 151V150H78ZM94 152H95V150H93ZM93 151H92V153H93ZM125 151H126V149H125ZM170 151V150H169ZM172 151H173V149H172ZM82 153L84 152V150H82L81 151ZM86 152H88V151H86ZM116 153H117V149H116V151H115ZM127 152V151H126ZM125 152V155L127 154ZM129 152V153H130ZM138 152V151H137ZM34 153H36V155H34ZM68 153V152H67ZM101 153V152H100ZM133 153H134V151H133ZM135 153H136V151H135ZM147 153V152H146ZM167 153V152H166ZM172 153V152H171ZM174 153L176 154V151H174ZM20 154V153H19ZM20 154V155H21ZM45 154V153H44ZM63 154H64V152H63ZM63 154L61 153V155H62V157H63ZM94 154V153H93ZM109 154V153H108ZM111 154V153H110ZM121 154V152L119 153V155ZM139 154V153H138ZM85 155V154H84ZM169 155V154H168ZM172 155H174V154H172ZM263 155V154H262ZM67 156V155H66ZM90 156V155H89ZM89 156H85L84 158H82V159H87L88 160V162H86L85 163V165L83 166V163H80V165L78 166L79 167V169L81 170L82 168H86V169H93L94 168V165L92 164V162H91V158L89 157ZM113 156V155H112ZM127 156V155H126ZM129 156V155H128ZM127 156V157H128ZM136 156V155H135ZM139 156V155H138ZM29 157V158H28ZM26 158H25V160H26ZM66 158H69V156L68 157H66ZM108 158H112V157H108ZM118 158V157H117ZM119 159V158H118ZM132 159V158H131ZM95 160V162L97 161L96 159H94ZM117 160V159H116ZM22 161V160H21ZM61 161V160H60ZM66 159H65V162H64V164H66ZM69 161V160H68ZM123 161V160H122ZM122 161H120L121 163H122ZM127 161V160H126ZM164 161V160H163ZM78 162H79V160H78ZM94 162V163H95ZM109 162V161H108ZM107 162V163H108ZM107 163H106V165L105 166H107ZM124 163H125V161H124ZM69 164H70V167H71V163L70 162H68V166H69ZM79 164V163H78ZM113 164V163H112ZM135 162H134V164H133V166H135ZM166 164V163H165ZM168 164V163H167ZM182 164V163H181ZM241 164V163H240ZM24 165V164H23ZM29 165V164H28ZM96 165V164H95ZM253 165V164H252ZM65 166H67V165H65ZM65 166H64V168H65ZM68 166H67V168H68ZM76 166V165H75ZM140 166V165H139ZM184 166V165H183ZM14 167H16V172H13V171H11ZM109 167H111V166H109ZM116 167V166H115ZM123 167H129V165H127V164H124L123 165ZM252 167V166H251ZM117 168V167H116ZM241 168V167H240ZM69 169V168H68ZM76 169H77V166H76ZM78 169V170H79ZM112 167L110 168V170L112 171ZM118 169V168H117ZM117 169H116V172H117ZM227 169V168H226ZM65 170V169H64ZM106 170H107V167H106ZM114 170V169H113ZM35 171V170H34ZM72 171H73V169L70 171L71 173H72ZM77 171V170H76ZM120 171H121V169H120ZM178 171H180V170H178ZM244 171V170H243ZM42 172V171H41ZM69 172V171H68ZM91 172V171H90ZM118 172H119V170H118ZM138 172V171H137ZM25 173V172H24ZM24 173H21L22 174V176H24L23 174ZM78 173H79V171H78ZM87 173V172H86ZM93 173V172H92ZM183 173H184V171H183ZM40 174V173H39ZM73 174V173H72ZM139 174V173H138ZM227 174V173H226ZM17 176V177H15V176ZM33 175H34V173H33ZM106 175V174H105ZM104 175V176H105ZM117 175V174H116ZM119 175V174H118ZM230 175V174H229ZM19 176V177H18ZM37 176H39V175H37ZM71 176V175H70ZM74 176V175H73ZM76 176H78V175H75V178H76ZM90 176H93V175H90ZM107 176V175H106ZM114 176V175H113ZM112 176V177H113ZM129 177H130V175H128ZM245 176V175H244ZM15 177V178H14ZM36 178V177H35ZM58 178V176L56 177V179ZM102 178V177H101ZM106 178V177H105ZM109 178V177H108ZM107 178V179H108ZM38 179V178H37ZM59 179H61V178H59ZM124 179H126L125 178V176H124ZM52 180H53V178H52ZM74 180V179H73ZM177 180V179H176ZM50 181H51V179H50ZM54 181H55V177H54ZM75 181V180H74ZM110 181V180H109ZM163 181V180H162ZM102 182L103 183H109L108 182V180H99V178H98V180H92L91 182H89L88 184H86V183H83V182H78V181H76L75 183L72 181V180H65V181H63L62 183H67V189H70V188H72V187H74V190H71V191H76V193H78V194H82V196H83V198L85 199L86 197L84 196V194H86V192L87 193H89L88 191V188L89 187H91V186H102ZM111 182H114L115 184L117 183V182H120V184H118V185H114V186H112V188L111 189H109V188H103V190H96V191H98V193H100V194H102V195H106V194H108V193H115V195H116V201H117V204L119 203V201L118 200H120L121 201V205H124V206H126V208L124 209V213L127 215V216H132V217H134V218H136V214L137 213H139L141 210L138 208L139 206H135V202L134 201H132L133 199H134V196H136L137 195V192H140L143 196H142V199H144L143 201H145V202H149L150 200H152L153 198H154V196H156L155 194L156 193H158V191L162 188V186H160V184L162 183L160 180H116V178L114 179V180H111ZM161 182V183H160ZM61 182H54V183H52V184H54V191H55V193H58L59 192V188L62 186L61 184H62ZM249 184H251V183H249ZM89 185V186H88ZM104 186V185H103ZM105 186H108V185H105ZM63 187V186H62ZM224 187V186H223ZM172 188H174L173 186H172ZM175 188H177V186L175 187ZM18 189H20L19 190V192H18ZM65 189V188H64ZM90 189V188H89ZM92 189V188H91ZM48 190V189H47ZM46 190V191H47ZM62 191H63V188L61 189ZM177 190L180 192V188H177ZM43 191H41V194H42V192ZM53 191V190H52ZM221 191V190H220ZM80 192V193H79ZM21 193V194H20ZM39 193V192H38ZM159 193H160V191H159ZM53 194V193H52ZM69 194H70V192H69ZM162 194V193H161ZM182 194V193H181ZM29 195V194H28ZM34 195V194H33ZM64 195V194H63ZM90 195V194H89ZM88 195V196H89ZM178 195V194H177ZM42 196H43V194H42ZM76 196V195H75ZM92 196V195H91ZM91 196H89L90 198H91ZM218 196V195H217ZM44 197V196H43ZM48 197H50V196H48ZM61 197V196H60ZM144 197V198H143ZM183 197V196H182ZM31 198H33V197H31ZM82 198V199H83ZM89 198V200H91ZM114 197L112 196V199H113ZM51 199H52V197H51ZM68 199V198H67ZM80 200L81 202H83V204H85V203H87L84 199V201H85V203H84V201L83 200ZM93 197H92V204H93V202H95V201H93ZM108 199V198H107ZM48 200H49V198H48ZM95 200V199H94ZM55 201H58L57 200V198H56V200ZM60 201V200H59ZM68 201V200H67ZM216 201V200H215ZM71 202V201H70ZM158 202V201H157ZM185 202V201H184ZM39 203V202H38ZM159 203V202H158ZM216 203V202H215ZM43 204H44V202H43ZM60 204V203H59ZM68 204V203H67ZM108 204V203H107ZM120 204V203H119ZM157 204V203H156ZM263 204V203H262ZM51 205V204H50ZM85 205H87V204H85ZM89 205V204H88ZM95 205H96V203H95ZM113 206V201H112V204H111V199H110V206ZM114 205H116V203H114ZM185 205V204H184ZM259 205H260V203H259ZM67 206V205H66ZM72 206L75 208V211H77L78 212V210L76 209L79 205H78V203L76 202V201H72V203H71V208H72ZM119 206V205H118ZM219 206V205H218ZM60 207V206H59ZM63 207V206H62ZM87 207V206H86ZM116 207V206H115ZM154 207H156V205L154 206ZM97 208L98 207H92V206H90V208L89 207H87V209L93 214V212H94V214H96V212H97ZM118 208V207H117ZM117 208H113L112 207V212H113V210L115 209V210H117ZM122 209H123V207H121ZM145 208V207H144ZM218 208V207H217ZM136 209H138V210H136ZM151 209V208H150ZM64 210V209H63ZM121 211V210H120ZM146 211V210H145ZM185 211V210H184ZM59 212H61V211H59ZM89 212V213H90ZM114 212H116V211H114ZM98 213V212H97ZM101 213V212H100ZM118 213V212H117ZM116 213V214H117ZM147 213H148V211H147ZM121 214V213H120ZM122 214H123V212H122ZM124 214V215H125ZM102 216V214H98L97 216H95L94 218H98V216ZM119 215V214H118ZM104 216V215H103ZM105 218H106V216H104ZM103 217V218H104ZM178 217V216H177ZM199 216H197L196 218H198ZM191 218V217H190ZM212 218V217H211ZM214 218V220H215V216L213 217ZM212 218V219H213ZM100 219H101V217H100ZM192 219V218H191ZM194 219V218H193ZM200 219H201V217H200ZM134 220H136V219H134ZM179 220V218L176 220V221H178ZM214 220H212L213 222H214ZM98 221H99V219H98ZM180 221V220H179ZM193 221V220H192ZM181 222V221H180ZM194 222V221H193ZM199 222V221H198ZM179 223V222H178ZM215 223V222H214ZM213 223V224H214ZM52 225H54V227L53 228H51L52 227ZM100 225L103 227V226H105L104 228H106L107 230H110L111 231V229H113L112 228V219H110V218H107V220L105 221H103V220H101L100 221ZM212 225V224H211ZM256 225V224H255ZM55 226H59V229L58 228H55ZM214 226V225H213ZM212 226V227H213ZM83 227V228H82ZM54 228H55V230H54ZM51 229H53L52 230V233H51ZM106 229H104L105 231H106ZM210 229V228H209ZM216 229V228H215ZM114 230V229H113ZM123 231H125V230H123ZM211 231V230H210ZM217 231V230H216ZM107 232V231H106ZM65 233V232H64ZM63 233V234H64ZM112 233V232H111ZM114 233H115V231H114ZM91 234V233H90ZM170 234V233H169ZM92 235V234H91ZM112 235L114 236V234L112 233ZM112 235H110V236H112ZM209 235V234H208ZM58 236V235H57ZM112 236V237H113ZM211 236V235H210ZM212 236H213V234H212ZM211 236V237H212ZM81 237V238H80ZM264 237V236H263ZM114 238H115V236H114ZM114 238H112V245H113V247H114V243H116V242H114L115 240H114ZM212 239V238H211ZM106 240V239H105ZM62 241H64V242H67L66 240H63L62 239ZM87 241V242H86ZM91 241H93V240H91ZM221 241V240H220ZM89 243V244H88ZM95 243V242H94ZM216 243V242H215ZM67 244V243H66ZM69 244V243H68ZM98 244H101L102 245V243L101 242H97V245ZM217 244H220V242L218 243H216V246H217ZM222 244V243H221ZM220 244V245H221ZM245 244V243H244ZM60 245V246H61ZM220 245H218V246H220ZM70 244H69V247L68 248H70ZM73 246V245H72ZM95 246V245H94ZM169 246V245H168ZM194 246V245H193ZM50 247V248H49ZM115 247H116V245H115ZM67 248V249H68ZM217 248V247H216ZM220 248V247H219ZM75 249V248H74ZM65 250V249H64ZM64 250H63V252H64ZM70 250H71V248H70ZM215 250V249H214ZM219 251H222V250H220V249H218ZM78 251V250H77ZM79 251H80V249H79ZM218 251V252H219ZM66 252V251H65ZM216 252H217V249H216ZM217 252V253H218ZM60 255H62L63 253H62V251L60 250V252H58ZM57 253V254H58ZM73 253V252H72ZM100 253H101V256H100ZM181 253V252H180ZM221 253H223V251L221 252ZM226 253V252H225ZM257 253V252H256ZM179 254V253H178ZM224 254V253H223ZM76 255V254H75ZM79 255V254H78ZM169 255V254H168ZM70 256V255H69ZM120 256V257H119ZM172 256V255H171ZM223 256H225V255H223ZM228 256H229V254H228ZM75 257V256H74ZM170 257V256H169ZM220 257V256H219ZM230 257V256H229ZM54 258V257H53ZM62 258V257H61ZM73 258V257H72ZM85 259L83 256L81 257V259ZM121 259V261H120V259ZM63 259V258H62ZM78 259V258H77ZM99 259H102L103 261H100ZM124 259V260H123ZM223 259H225V258H223ZM136 260V259H135ZM50 261V260H49ZM76 261V260H75ZM78 261H80V260H78ZM83 261V260H82ZM81 261V262H82ZM230 261V260H229ZM232 261V260H231ZM60 262V261H59ZM85 262V261H84ZM136 262V261H135ZM227 262L225 261V264H226ZM62 264H64V262H62ZM70 264H71V262H70ZM81 264V263H80ZM83 264V263H82ZM136 264V263H135Z\"/></svg>", "mask_w": 264, "mask_h": 264}]
</instances>
